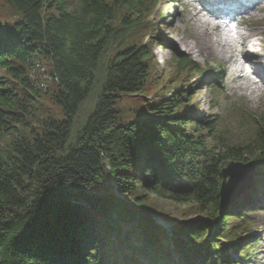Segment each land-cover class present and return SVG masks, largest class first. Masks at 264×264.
<instances>
[{
	"label": "trees",
	"instance_id": "obj_1",
	"mask_svg": "<svg viewBox=\"0 0 264 264\" xmlns=\"http://www.w3.org/2000/svg\"><path fill=\"white\" fill-rule=\"evenodd\" d=\"M159 1L4 0L14 15L0 19V136L16 137L0 150V264H243L253 248L245 212L253 198L222 208L219 190L230 161L255 162L264 185V112L222 108L211 79L210 106L225 118L183 117L178 109L192 99L179 92L118 124L120 95L143 94L150 75L151 44L133 35L144 22L152 29ZM178 55V72L204 75ZM42 63L66 118L36 128L30 103L46 93L30 72ZM146 195L198 216L150 214Z\"/></svg>",
	"mask_w": 264,
	"mask_h": 264
},
{
	"label": "rangeland",
	"instance_id": "obj_2",
	"mask_svg": "<svg viewBox=\"0 0 264 264\" xmlns=\"http://www.w3.org/2000/svg\"><path fill=\"white\" fill-rule=\"evenodd\" d=\"M220 1V0H219ZM254 0H249L246 3L248 6ZM260 1V2H259ZM259 6L264 7V0H258ZM178 3V4H174ZM215 0H161L153 8L149 14L148 21L153 23L152 29L148 27L145 22L141 28H137L134 32L133 38L136 45L150 42V49L152 51V60L150 75L145 84L143 94H121L116 103V110L118 111V124L128 123L132 120H137L149 113V107L157 99H165L173 95V93H189L192 102H188L187 105H183L179 108V113L183 117L188 118H201L206 115L210 119L225 118L221 114V110L212 109L210 106V91L205 88L204 82L216 79L220 89L225 93L228 98L222 97L220 106L223 108L228 106L230 108L231 103L240 104L241 107L248 108L252 112L263 113L264 112V82L260 80L258 84L259 88L257 93H250L248 89L244 88L242 83L240 87L237 82H232L234 76L232 71L224 69V60L221 56L215 58L206 59L197 49L190 50L185 47L180 39L192 41L193 27L196 25L193 23V14L198 10L201 13H206L205 7L211 8L214 6ZM224 3V0L219 3L220 6ZM226 7V6H222ZM218 9V7H215ZM229 6L227 9H230ZM249 11V9H248ZM254 12V11H251ZM249 14L243 13L246 19H244V28H247L245 32L249 30H258L260 33L255 37L257 43H259L260 54L264 55V9L257 13L255 18L249 17ZM13 12L9 9V6L5 4L4 0H0V19L5 21V18H12ZM146 25V26H145ZM150 25V24H149ZM244 30V29H243ZM148 32H151L150 36H146ZM222 44V43H220ZM251 48V46H249ZM180 55L190 56L191 60L199 63L205 68L204 75L196 74L193 71L178 72L176 69V57ZM111 54L109 55L110 58ZM49 69L46 64L42 63L35 71L30 72L31 80L34 81L39 88H42L45 95L42 98L30 103L31 111L33 113L32 122L33 127L37 128L38 122L48 116H54L59 119H65L66 116L62 112L61 108L54 105L51 100V93L55 90L54 84L49 78ZM210 75L211 77H208ZM5 79L6 75L0 70V78ZM264 77V76H263ZM260 79L259 77H257ZM228 84V85H227ZM255 85H252V88ZM256 89V88H255ZM95 97L90 98L83 108V112L87 113L91 107L94 106ZM228 101V102H227ZM231 102V103H230ZM230 120V119H228ZM232 120H230L231 122ZM233 129V138L240 139L241 133L236 135L234 125L231 124ZM19 131H23L22 128L17 127ZM185 129L190 132L193 129V125H186ZM16 137L15 134L0 136V150L8 148L12 142V139ZM257 184V182L255 183ZM264 185H258L259 191L256 192V198L253 199V203L258 205L257 209H246V217L249 221L247 225L248 234L254 235V247L252 255L245 260V264H264V198L261 195V189ZM241 198L235 200L244 199ZM149 198V205H145L143 210L149 212L160 211L164 213H170L171 218L175 221L181 219V217L192 220L198 216L195 214L194 209H190L188 205H178L172 201L165 200L159 196H147ZM232 205V204H231ZM230 205V206H231ZM154 208L152 210V207ZM228 206V207H230ZM240 206V205H238ZM237 206V207H238ZM247 208V206L245 207ZM150 209V210H149ZM152 210V211H151ZM158 223L163 224V220L157 218ZM231 223V221L229 222ZM167 226V225H166ZM170 231V230H169Z\"/></svg>",
	"mask_w": 264,
	"mask_h": 264
},
{
	"label": "bare ground",
	"instance_id": "obj_3",
	"mask_svg": "<svg viewBox=\"0 0 264 264\" xmlns=\"http://www.w3.org/2000/svg\"><path fill=\"white\" fill-rule=\"evenodd\" d=\"M263 9L264 7L257 3L249 17L255 18ZM224 12L225 10L209 9L207 13H201L197 10L192 19L196 24L192 31L193 40L180 39V42L190 50L197 49L206 59L221 56L224 69H231L234 75L232 82H237L240 87L242 83L244 87L251 89L252 85L257 84L254 76L261 79L264 76V55L258 52L259 43L254 41L260 31L249 30L246 33L239 29L238 36L232 38L217 21Z\"/></svg>",
	"mask_w": 264,
	"mask_h": 264
},
{
	"label": "water",
	"instance_id": "obj_4",
	"mask_svg": "<svg viewBox=\"0 0 264 264\" xmlns=\"http://www.w3.org/2000/svg\"><path fill=\"white\" fill-rule=\"evenodd\" d=\"M254 167L253 162L231 161L222 168V182L219 190L222 208L232 204L254 186Z\"/></svg>",
	"mask_w": 264,
	"mask_h": 264
}]
</instances>
